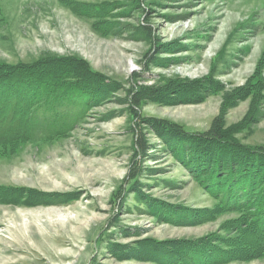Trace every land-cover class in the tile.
Segmentation results:
<instances>
[{"label": "rangeland", "instance_id": "374dc122", "mask_svg": "<svg viewBox=\"0 0 264 264\" xmlns=\"http://www.w3.org/2000/svg\"><path fill=\"white\" fill-rule=\"evenodd\" d=\"M135 1L0 0V62L76 57L118 85L67 136L0 155V185L74 198L62 205L0 203V264H155L124 259L125 253L134 256L138 245L150 250L157 240L170 250L169 240L220 232L235 215L180 226L157 218L151 207L215 203L174 156L186 147L171 124L200 132L220 116L215 129L220 121L239 127L234 132L241 143L264 146V87L255 99L245 95L257 70L264 78V0ZM77 3L110 5L104 20L118 25L98 30L100 18L71 10ZM140 25L150 27L154 38L138 33ZM169 80L212 82L220 89L201 101L142 99L136 110L128 102L133 84L166 88ZM139 140L145 153L136 151ZM209 141L201 144L217 149L214 155L222 151ZM198 154L193 164L201 162ZM222 264H264V256Z\"/></svg>", "mask_w": 264, "mask_h": 264}, {"label": "trees", "instance_id": "16d2710c", "mask_svg": "<svg viewBox=\"0 0 264 264\" xmlns=\"http://www.w3.org/2000/svg\"><path fill=\"white\" fill-rule=\"evenodd\" d=\"M70 7L77 14L100 18L96 23L97 29L104 33L118 25L117 22L104 20L111 7L108 4L77 3ZM136 30L141 35L154 38L152 29L146 25H140ZM11 76L17 78L14 83L5 81ZM251 78L250 86H246L249 92L245 95L252 93L255 99L264 87V78L258 70ZM181 82L169 80L164 85L166 88L135 83L127 100L136 110L142 99L171 101L179 96L181 99L201 101L220 89L217 83L212 82H206L209 86L198 84V81L186 85ZM177 86L183 88L178 89ZM117 89L118 85L114 81L92 70L76 57L47 55L28 64L0 62V155H11L25 143L51 142L67 136L90 107L100 104L110 92ZM240 91L244 92V89ZM215 120L212 128L200 132L171 124L174 132L184 135L183 146L188 150L187 153L179 149L174 152V156L178 159L181 157L179 160L193 173L195 180L215 199L214 206L196 209L177 207L175 210L170 206L167 208L165 204L153 206L148 202L147 206L154 207L151 209H154L157 218L180 226L193 225L220 214L235 215L222 222L220 232L193 241L169 240L174 247L167 251L161 247L165 241H154L150 250L138 245L135 250L137 254L132 256L126 252L124 259L151 261L155 264H222L264 256V146L244 145L235 137L234 131L239 127L225 128L220 121L215 129V124L223 119L219 116ZM166 133L162 131L160 135L165 136ZM206 140H210L212 146L220 145L222 151L214 155L217 149L201 144ZM136 144V151L145 153L147 147L144 140L136 141ZM196 151L200 153L201 162L196 160L193 164ZM182 156L189 160L186 161ZM71 196L0 185L1 204L20 201L30 206L62 205L72 201L74 198ZM154 250L158 251L154 254Z\"/></svg>", "mask_w": 264, "mask_h": 264}]
</instances>
